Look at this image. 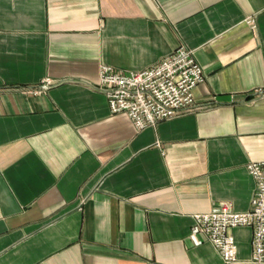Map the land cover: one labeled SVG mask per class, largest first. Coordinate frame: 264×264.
Instances as JSON below:
<instances>
[{
  "label": "crops",
  "instance_id": "0c3cea01",
  "mask_svg": "<svg viewBox=\"0 0 264 264\" xmlns=\"http://www.w3.org/2000/svg\"><path fill=\"white\" fill-rule=\"evenodd\" d=\"M178 46L205 73L193 108L142 130L110 112L101 64L142 70ZM254 160L264 0H0V264H227L192 216L248 210ZM230 231L228 264H256L252 229Z\"/></svg>",
  "mask_w": 264,
  "mask_h": 264
},
{
  "label": "built area",
  "instance_id": "2783aa9c",
  "mask_svg": "<svg viewBox=\"0 0 264 264\" xmlns=\"http://www.w3.org/2000/svg\"><path fill=\"white\" fill-rule=\"evenodd\" d=\"M98 75V84L110 112H125L138 130L193 108L194 88L205 79L193 50L185 46H178L146 69L122 72L104 63L99 67ZM55 82L48 77L27 92L43 93ZM246 168L256 187L248 210L235 211L232 203L222 201L212 210L199 211L192 216L193 240L201 242L198 235L203 234L227 264L236 262L238 249L230 230L241 226H248L253 231L250 260L256 264L264 263V160L249 162Z\"/></svg>",
  "mask_w": 264,
  "mask_h": 264
}]
</instances>
